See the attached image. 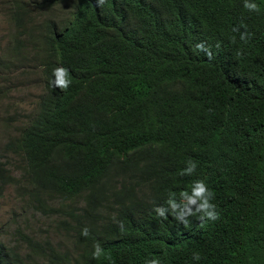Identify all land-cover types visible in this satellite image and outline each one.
Here are the masks:
<instances>
[{"label": "trees", "instance_id": "obj_1", "mask_svg": "<svg viewBox=\"0 0 264 264\" xmlns=\"http://www.w3.org/2000/svg\"><path fill=\"white\" fill-rule=\"evenodd\" d=\"M7 1L0 103L26 47L41 92L5 146L19 177L0 153V196L62 240L18 231L0 264H264V0ZM59 5L61 21L32 11Z\"/></svg>", "mask_w": 264, "mask_h": 264}, {"label": "rangeland", "instance_id": "obj_2", "mask_svg": "<svg viewBox=\"0 0 264 264\" xmlns=\"http://www.w3.org/2000/svg\"><path fill=\"white\" fill-rule=\"evenodd\" d=\"M39 3L41 0H36ZM7 0H0V52L6 51L14 44L18 35L16 28L7 17ZM39 7L32 10L38 16L37 21L43 18L55 17L61 21L65 16L68 7L59 5L49 11L40 10ZM40 10V11H39ZM32 14V15H33ZM35 23L28 27L31 30ZM20 39V37H19ZM24 51L30 56L32 62L25 70L13 71L7 75L5 86L10 88L8 98L0 103V153L4 155L3 162H8V168L15 177H19L22 167L21 161L6 151V143L11 136L17 135L20 126L27 122L30 112L35 106L37 96L41 92V81L39 67L32 57V51L26 47ZM34 61V62H33ZM24 63V62H23ZM24 71V73H23ZM30 207L28 202L17 195L12 187H6L0 196V241L5 244L15 245L17 242V232L22 231L27 236H32L37 241L45 239L51 240L55 245L62 239L57 237L53 231V220L37 214L35 211L27 210ZM69 247L65 242L64 248Z\"/></svg>", "mask_w": 264, "mask_h": 264}, {"label": "clouds", "instance_id": "obj_3", "mask_svg": "<svg viewBox=\"0 0 264 264\" xmlns=\"http://www.w3.org/2000/svg\"><path fill=\"white\" fill-rule=\"evenodd\" d=\"M102 2H103V0H102ZM245 7L248 8L249 10H257V5L254 3H246ZM192 168H195L194 164H192ZM192 168L186 169L185 171L190 173L192 171ZM196 196L201 199V203H200L197 210L200 211L201 209H204V210H206L205 213L209 219H212V220L217 219L218 218L217 213L209 210V209L214 208V206L208 202L212 196V193L207 191V189L205 188V186L203 185L202 182H198V184H197ZM189 202L191 203L194 201H192L190 199ZM173 207H175V206L173 205ZM155 211L157 212L158 215L164 216L163 208H157V209H155ZM82 235H84V236L88 235V229L87 228L82 230ZM99 252H100L99 245H96V251L93 253V255L97 256L99 254ZM194 259L199 260L200 259L199 254H196L194 256ZM152 264H159V262L156 260H153Z\"/></svg>", "mask_w": 264, "mask_h": 264}]
</instances>
